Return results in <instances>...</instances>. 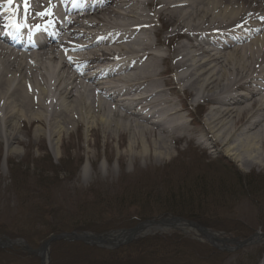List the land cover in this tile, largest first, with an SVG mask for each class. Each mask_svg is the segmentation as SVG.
I'll return each instance as SVG.
<instances>
[{
	"label": "bare ground",
	"instance_id": "bare-ground-1",
	"mask_svg": "<svg viewBox=\"0 0 264 264\" xmlns=\"http://www.w3.org/2000/svg\"><path fill=\"white\" fill-rule=\"evenodd\" d=\"M0 1V9L6 6L0 23L6 14L10 20L15 13L25 16L23 1L11 7ZM78 1L60 0L53 10L42 9L43 0H30L28 20H50L57 37L48 36L27 54L0 45V142L8 151L23 144L19 124L33 126L39 140L53 144L76 125L90 134L100 127L109 138L126 134L131 154L138 149L148 156L150 150L166 160L172 143L186 141L205 153L220 147L238 164L264 163V0H100L106 8L97 11L94 2L91 13L67 22L74 8L67 3ZM45 10L52 15H38ZM115 16L122 21L99 33L109 38L97 39L98 21L110 24ZM150 33L163 42L187 41L177 46L180 56L170 67L183 72L173 87L189 82L182 92L197 90L194 104L213 103L204 128L195 129V121L180 114L184 108L163 93L159 77L167 72L159 67L171 56L158 54ZM42 256L48 264L44 249Z\"/></svg>",
	"mask_w": 264,
	"mask_h": 264
},
{
	"label": "rangeland",
	"instance_id": "rangeland-1",
	"mask_svg": "<svg viewBox=\"0 0 264 264\" xmlns=\"http://www.w3.org/2000/svg\"><path fill=\"white\" fill-rule=\"evenodd\" d=\"M149 36L159 55L171 56L159 67L167 72L159 77L163 93L173 105L184 108L180 114L187 122L195 121V129L204 128L203 119L213 103L194 104L197 90L182 92L189 82L173 87L183 72L170 67L180 56L177 46L187 41L163 42L153 33ZM20 126L23 144L8 151L6 142H0V240L7 245L0 249V264H42L39 250L44 241L60 233L102 234L114 242L135 225L163 217L185 222L144 227L131 247L127 245L132 242L116 249L79 243L53 250L55 242L47 262L261 264L264 163L238 164L220 153V147L209 157L202 146L194 148L186 141L172 143V159H156L150 150L148 156L139 155L138 149L131 154L126 134L109 138L100 127L90 134L85 127L72 125L53 144L39 140L33 126ZM188 223L225 242L214 241Z\"/></svg>",
	"mask_w": 264,
	"mask_h": 264
},
{
	"label": "water",
	"instance_id": "water-1",
	"mask_svg": "<svg viewBox=\"0 0 264 264\" xmlns=\"http://www.w3.org/2000/svg\"><path fill=\"white\" fill-rule=\"evenodd\" d=\"M179 222H181L182 220L180 219H177ZM164 221H160V222H157L159 224H164L163 223ZM148 224H154L156 223L155 221H150V222H147ZM190 225L196 229H199L201 233L205 234L206 236H209V237H212L214 238V240H217L218 242H221V243H224L225 241L224 240H220V239H216L215 237V234L213 233H210L208 231H205L203 228H201L200 226H198L197 224H194V223H190ZM141 227H143V225L141 226H136L134 229H132L130 231V233H125V235L123 237H127L126 239L124 240H121L122 242H120V245H123L125 243H129L131 242L138 234V232L140 231ZM130 234V235H129ZM120 238V236L118 237V239ZM60 239H68L70 241H82V242H98V243H103V244H109V243H112V242H109L105 239H103L102 237H98V236H88L87 234H84V235H78L76 233H72V234H59V235H56V236H52L51 238H49L46 242L43 243L42 245V249L46 250V252H48V248H49V245L51 242L55 241V240H60ZM107 239V238H106ZM111 238H108V240H110ZM0 245H3L2 243H0ZM113 246H116V244H112ZM119 246V245H118ZM42 249L39 250V252L42 253ZM42 264H44V259H43V256H42Z\"/></svg>",
	"mask_w": 264,
	"mask_h": 264
},
{
	"label": "snow or ice",
	"instance_id": "snow-or-ice-1",
	"mask_svg": "<svg viewBox=\"0 0 264 264\" xmlns=\"http://www.w3.org/2000/svg\"><path fill=\"white\" fill-rule=\"evenodd\" d=\"M15 0H7L8 5L11 7L14 4ZM16 7L19 9V5H16ZM30 10V0H23V11L25 13V20H27V12ZM38 15H40L42 18L45 16H50L52 15V13H50L48 10H45L41 13H38ZM19 17L17 16V19ZM262 20H264V17H261ZM54 23V21H53ZM12 27H15L17 29H19L21 27V25L18 22H15L11 25ZM41 29V25L37 24L36 25V30L39 31ZM117 59H119V57H116ZM29 89L31 90V85H29Z\"/></svg>",
	"mask_w": 264,
	"mask_h": 264
},
{
	"label": "trees",
	"instance_id": "trees-1",
	"mask_svg": "<svg viewBox=\"0 0 264 264\" xmlns=\"http://www.w3.org/2000/svg\"><path fill=\"white\" fill-rule=\"evenodd\" d=\"M146 240V239H145ZM148 240H152V239H148ZM78 244L79 243H77V242H69V243H63V242H56L54 245H52L53 246V250H55V248H56V246H67L68 248H71V246H73V247H79L78 246ZM132 244V243H131ZM131 244H129V245H127V247H131V246H134V245H136V243H133L132 245ZM142 244L144 245L145 243L144 242H142ZM70 254V253H69Z\"/></svg>",
	"mask_w": 264,
	"mask_h": 264
}]
</instances>
